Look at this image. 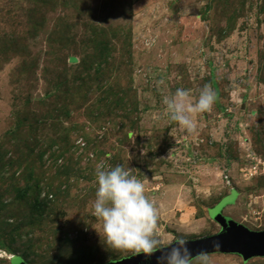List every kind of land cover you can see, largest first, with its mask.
Listing matches in <instances>:
<instances>
[{
    "label": "rangeland",
    "instance_id": "1",
    "mask_svg": "<svg viewBox=\"0 0 264 264\" xmlns=\"http://www.w3.org/2000/svg\"><path fill=\"white\" fill-rule=\"evenodd\" d=\"M205 85L217 99L190 134L162 96ZM100 162L143 181L165 247L221 231L218 207L264 230V0H0V264L134 256L101 242Z\"/></svg>",
    "mask_w": 264,
    "mask_h": 264
},
{
    "label": "clouds",
    "instance_id": "2",
    "mask_svg": "<svg viewBox=\"0 0 264 264\" xmlns=\"http://www.w3.org/2000/svg\"><path fill=\"white\" fill-rule=\"evenodd\" d=\"M159 83L163 85L164 81ZM216 99L212 86L205 85L195 103L188 90L178 88L171 95H163L162 104L170 120L191 134L196 131L194 114L211 111ZM143 154L146 155L145 150ZM95 180L97 188L91 214L102 224V231L98 233L108 250L130 252L136 256L143 254L147 260L159 252L157 264H209L206 253L193 256L184 236H178L170 246H164L159 230V210L146 195L143 181L130 169L123 164L106 167L100 162L95 167Z\"/></svg>",
    "mask_w": 264,
    "mask_h": 264
},
{
    "label": "water",
    "instance_id": "3",
    "mask_svg": "<svg viewBox=\"0 0 264 264\" xmlns=\"http://www.w3.org/2000/svg\"><path fill=\"white\" fill-rule=\"evenodd\" d=\"M236 194L233 196L235 197ZM233 197H229L231 200ZM229 201V200H228ZM226 201L222 202V205ZM221 207L215 208L213 213L215 219L221 223L223 229L213 235L199 237L195 240H189V247L193 256L204 252H231L240 253L245 259L253 256H264V230L252 231L231 218L223 217L221 213L214 212ZM219 243V247L215 245ZM161 253L157 252L150 260L145 259L142 255L132 256L129 258L115 261L114 264H157V258ZM17 258V257H16ZM15 264H28L23 259H14ZM113 264V262L109 263Z\"/></svg>",
    "mask_w": 264,
    "mask_h": 264
},
{
    "label": "trees",
    "instance_id": "4",
    "mask_svg": "<svg viewBox=\"0 0 264 264\" xmlns=\"http://www.w3.org/2000/svg\"><path fill=\"white\" fill-rule=\"evenodd\" d=\"M57 116H59V115H57ZM58 120L61 121V117H58ZM16 140H18V141H20L21 143H24V144L27 143V141H26V140H23L21 137H17ZM29 154H30V152H29ZM2 156H3V152H2V154H1V157H2ZM20 162H22V160H21ZM33 190H34V188H33ZM20 191H21V190H20ZM47 191H48V193H49V192H50V188H48ZM51 192H53V191H51ZM51 192H50V194H51ZM26 194H27L26 191L23 190L22 192L19 193L18 197L21 199V198L25 197ZM39 196H40V195H39ZM39 196H36V197L34 198L33 202L29 204L30 207L33 206V207H32L33 211H34V209H36V207H38L37 204H41V205H43L42 202H44V204H46V203H47V198H49V197H47V198H44V199L41 200ZM23 199H24V198H23ZM54 202H56V200H55V199H52V203H54ZM43 207H44V206H43ZM33 213H34V212H33Z\"/></svg>",
    "mask_w": 264,
    "mask_h": 264
}]
</instances>
